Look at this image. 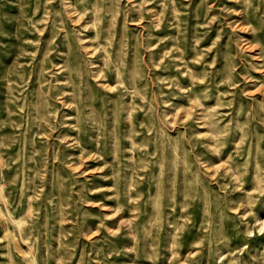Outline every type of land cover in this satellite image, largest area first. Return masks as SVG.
<instances>
[{
	"label": "rangeland",
	"instance_id": "374dc122",
	"mask_svg": "<svg viewBox=\"0 0 264 264\" xmlns=\"http://www.w3.org/2000/svg\"><path fill=\"white\" fill-rule=\"evenodd\" d=\"M0 264H264V0H0Z\"/></svg>",
	"mask_w": 264,
	"mask_h": 264
}]
</instances>
